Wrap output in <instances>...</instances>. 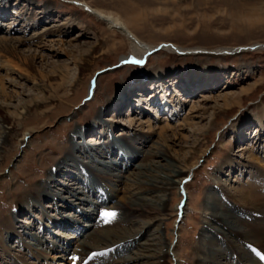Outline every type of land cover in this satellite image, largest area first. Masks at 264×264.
I'll return each mask as SVG.
<instances>
[{"label": "rangeland", "instance_id": "rangeland-1", "mask_svg": "<svg viewBox=\"0 0 264 264\" xmlns=\"http://www.w3.org/2000/svg\"><path fill=\"white\" fill-rule=\"evenodd\" d=\"M86 1L95 8L118 15L140 40L148 44L156 46L162 43H171L183 48H196L194 50L198 49L204 52L203 54L192 52L183 55L159 50L151 54L148 60L142 61V63H123L122 57L129 54L131 49L128 39L118 30L109 28L103 21L88 15L86 11L77 5V0H10L8 13L3 14L4 17L8 18L0 19V30L5 32V35L12 38L25 37L26 35L31 37L46 29L58 26L63 29L65 27L63 30L66 32V36L63 38L68 41V43L65 42L66 47L72 43L82 47L83 51L86 52L91 50L92 46V48H95L94 54H92L95 64L92 62L82 74H79L77 60L74 58L69 59L64 52L59 54L52 53V47L49 45L58 43V46L62 42L56 40V42L50 43L48 40L62 38L58 36H48V46L44 49L38 47L36 43L27 44L20 48L25 54L35 53L43 55V57L35 60V65L39 70H59L61 69L59 68L60 62L65 60L69 67V79L73 80L76 76H80V84L74 90L68 86L66 93L69 97L57 103L60 106L55 107V111H57L55 117L45 116L46 113H43V116H45L43 118L41 116L42 113L39 114L37 110H33L30 114H27L26 119L19 118L16 121V128L9 140L6 141L3 140L4 138H0V216L4 213H13L17 227V232L9 233L8 231H3L2 235L7 238V244L12 250L15 249L14 252L17 254L26 249L19 235L29 243L38 244L33 236H39L40 240H43L44 236L50 241L58 231L63 233L57 234L62 239L64 234L81 233L83 231L80 238L81 241L76 242V244L82 242L86 245L98 247V245L102 246L101 244L104 243L103 239L99 237L101 231L130 226L132 229L140 228L142 231H140L141 233L135 242L129 244L122 251L116 252V257H120V260L123 261L125 256H134L136 251L160 241L158 245L160 246L159 249L162 248L163 253L167 251L168 246H173V251L171 252L173 257L169 255L168 258H163L161 264H198L199 260L201 264L203 260L202 262L201 259L197 260V256L202 253L201 248H203L205 235L214 236L215 247L224 246V238H237L206 215V203L210 194L214 193L222 202L221 206L224 209L226 206L229 213L236 212L235 215L238 216V219L248 220L249 222L252 219L250 212H246L244 208H249L251 205L246 204L242 206L243 208L239 206L238 198L236 200L232 198L235 195H225L221 189L215 186V179L227 183L226 186L231 187L230 193L241 186H247L249 183L255 184L256 187H259L257 193L264 199V153L261 154L264 146V128L256 125L258 122H254V124L246 123L255 114L264 112V49H259L260 46H264V0ZM47 5H52L50 10L48 9L47 16L44 19H39L41 17V14L38 13L39 9L46 10ZM28 10L36 11V16L28 21L24 19L29 15L31 16L30 13L26 14V17L24 16L22 19L17 17L19 11L25 14ZM34 24L36 27L32 29ZM12 30L14 31L11 32ZM25 30L28 31L25 32ZM80 34H84V36L79 37L78 35ZM227 47L239 49L233 54L220 58L206 53ZM196 62H206L209 63L210 67L217 66V68H222L225 71L223 74L218 73L216 80L211 72L210 74H205L204 82H211L210 86L203 84V88H197V84H194V86H191V91L194 92L192 94L180 91L184 89V83L181 82L183 79L179 75L171 76L169 87H162L163 83L156 82L154 84V77L148 76L150 71L154 70H160V72L175 70L180 72L184 69L186 73H189V66ZM36 72L34 71L35 74ZM22 73L23 71L15 70V73L6 75V71L0 69V74L8 81V84H6L8 89L10 91L16 90V92H12V94L15 93L13 94V102L11 101L14 106H17L16 104L20 101L28 100V94L36 92L32 88L33 85L25 80V77H20ZM188 76H190V73ZM189 79L188 77L187 80ZM193 80L197 79L194 78ZM11 81L15 83L12 84ZM56 81L58 82L59 79H56ZM93 81L97 83L96 95L90 94V86ZM14 84H17V86L15 87ZM141 84L146 85L144 87V89L146 88L145 92H143L144 95L149 94L156 88L154 95L160 92L163 95L172 96L171 100L174 105V108H170L172 112L161 111L160 108L155 106L156 101L162 102L164 105L167 102L160 100L158 96L154 102L149 95H147V98L145 97V100L150 108H153L152 113L147 116H145L146 113H141V115L138 112L135 113L139 107L138 104H135L134 108L123 107L117 113V111H113L116 106V103H113L112 110L107 111L111 98L115 97L124 86L133 89L141 87ZM159 87L161 88L159 89ZM173 90L181 93L177 95L175 92L173 93ZM233 91L235 92L233 97L227 100L228 106H226L228 108L221 109L217 112V116L214 117V109L210 107L223 105L225 103L223 97ZM207 96L218 97L219 102L209 101L204 103L203 98ZM138 99L140 98L138 97ZM50 107V105H47L44 109L48 110ZM201 107L206 109H201ZM192 109L198 111L193 113ZM10 111L14 113L15 109L12 108ZM15 113L18 115L17 111ZM99 113L101 114V125L96 126V131L97 133L101 131L104 136L106 132L110 131L112 133L113 136L109 138L111 144L105 150L114 151L113 155L109 152V156H102L100 159L110 161L117 158L116 162L119 164V167L104 166L99 169L103 175L107 173L112 176L114 173H121L126 176L123 181L125 183L130 182V175L137 173L142 166H150V164L158 160L162 161L161 164L164 165V168L160 167L159 169L163 171L177 162H182L184 157H188L187 146L196 138L201 141L200 148L202 152L198 151L190 158L189 163H194V166L191 168L185 182L167 192L169 209L163 216L154 214L149 218L145 217L143 220L141 218L136 219L134 216L133 218L130 216L129 218H124L121 214L116 213L117 215L114 218L105 222L100 216L101 211H114L113 204L116 203V198L117 201H122L120 199L121 195L106 203L105 200L111 192L109 187H107L109 182L96 177L83 167L75 177L79 179V177L85 175L86 181L82 184L77 181V184L74 183V180H71L74 184L68 185L70 189L78 191L79 197V200L75 198L71 200L75 204L71 210L67 211L73 217V222H71L73 229L63 230L62 227L57 228L59 223H56V227L53 224L47 227L49 221L45 218L41 207L33 211L27 209L22 211L23 209L18 207L20 194L30 193L32 186H40L41 188L45 185L48 175L62 161L65 156V150L70 148L72 142H76V144L78 142L80 146L83 144L89 145L87 144L89 142L88 137L91 134L82 135L81 131L85 127L93 125V122L96 123ZM195 115L201 118L195 117ZM171 116L172 118L170 119ZM148 118L156 126L166 124L169 121L171 127L175 129L173 132L182 136L186 135V138L179 140V144L171 143L172 145L170 146L172 147L168 151L170 156L159 159L150 152L151 149L155 150L153 145H156L159 141V137L156 135L148 137L146 141L141 140L137 144V147L142 149L139 152L138 150L133 151V148L130 147L131 144L124 139L125 135L132 136V133L135 132L133 129L123 130V126L120 127V130L119 128L116 131L111 129L113 120H120L121 123H126L129 119L139 121V119L146 120ZM235 126L241 127L243 139L240 138L238 140L237 132L234 130ZM96 131L92 135L94 137L100 136L97 135ZM243 131H247L245 135H243ZM24 133H27L28 142L24 147H21L19 139ZM222 145H226V151L221 147ZM3 147H7V150L5 151ZM105 147L99 148L102 154ZM242 147L249 149L246 154H241V151L238 152V149ZM227 152H235L234 154L238 155V157L236 156L238 161L241 160V156L250 157V155L255 158L258 157L260 160H255L254 157H251L248 162H245L246 167H248L247 171L250 172L246 176H242L240 170H232L230 174V168L228 167L222 173H219L217 169ZM121 156L123 157L121 158ZM75 158L81 161H88L83 158V151L74 153V157L70 158L72 163L76 162ZM127 162H133L136 165L129 169V172L125 171ZM76 165L78 166V163ZM92 165L96 164L92 163ZM97 166L101 167L98 164ZM122 166L123 170H121ZM229 174L230 176H228ZM68 180V176H59L56 179V184L50 188L55 193H58V191L67 186L65 183L69 182ZM116 183L113 184L116 185ZM91 185H94L96 189L90 190ZM86 198L90 199L88 204L83 201ZM51 201L52 198H46L42 204L44 207L49 206L47 211L52 216L57 215L60 217L56 212L58 206L55 204V207H53L57 199H54L53 203ZM253 202L258 201L254 198ZM61 204L63 205L64 203L62 201L58 202V205ZM235 204L238 205L237 208ZM64 205L67 206L68 204ZM179 206H183L184 209L179 211ZM209 211L210 209H208ZM88 214L89 217L87 216ZM149 220H153L152 226H148L147 221ZM209 223L213 224L212 227L221 228V232L214 229L209 230ZM177 225H179V228L176 234L174 229ZM45 228H47V231H45ZM76 240L73 239L72 241ZM64 244L67 249V244L65 242L62 243V245ZM251 244L248 241L247 244L243 242L234 243V249L241 254V250L249 249ZM253 245L256 246L255 244ZM72 247L70 245L69 249ZM26 251L29 252L30 250L27 249ZM73 251L71 253L72 256ZM71 255L65 253V258L61 261L70 264V258L67 257ZM262 255L261 257H264ZM29 258L31 264H38L35 257L30 256ZM101 258L103 259V256ZM101 258L100 260H102ZM235 260V257L223 259L226 264H232ZM262 260L264 262V259ZM82 261H84L83 258L78 261V264ZM41 262L48 264L47 260L46 262L44 260ZM92 262L95 261L91 260L89 263ZM147 263L157 264L154 259H147V262L136 259L133 262H121L119 264ZM110 264L114 263L110 262Z\"/></svg>", "mask_w": 264, "mask_h": 264}, {"label": "bare ground", "instance_id": "bare-ground-1", "mask_svg": "<svg viewBox=\"0 0 264 264\" xmlns=\"http://www.w3.org/2000/svg\"><path fill=\"white\" fill-rule=\"evenodd\" d=\"M9 2L10 0H0V19L8 18V17H4L3 14L8 13L7 11L10 8L8 7ZM77 5H79L82 8V10L86 11L88 15L95 17L97 20L103 21L105 24H107L109 28L118 30L123 36H125L128 39L131 49L129 54L124 55L122 57L123 63L132 60H137V61L148 60L151 54L159 50L173 52V53L175 52L183 55L192 52L195 53L199 52L198 54H203L204 52L203 50H198V49L194 50L196 48L193 49L183 48L176 44H171V43H162L160 45L153 46L151 44H148L140 40L118 15L95 8L86 0H77ZM51 6L47 5V7L45 8L46 10L39 9L38 13L41 14V17L39 19H44V17L47 16L48 9L50 10ZM21 11L17 13V17L19 19L24 18V16L26 14L28 15L29 13L31 14V16L30 15H29L30 17L27 16V18L24 20L28 21L32 17L36 16L35 14L36 11L34 10L33 11L28 10L25 12V14H22ZM35 27L36 25L34 24V26H32V29ZM63 29L60 28V26H58V27L46 29L45 31L39 34L36 33L31 37H28L26 35L25 37L19 36L13 38L8 37L7 35H5L6 34L5 32H2V30H0V60H1L0 69L5 70L6 75H9L10 73H15V70L21 72L23 71L20 77L21 78L25 77V80L27 82H30L33 85V86L31 85L32 88L36 91L35 93H30L27 95L29 96L28 100L20 101L18 104H16L17 106H14L11 104V101L13 100L14 97L13 94L15 93L12 94V92L13 91L16 92V90L10 91L6 86V84H8L7 83L8 81H6L4 76L0 74V138H4L3 140L6 141L9 140L11 138L12 132L16 128V121L19 118L26 119L27 114H30V112H33V110H37L39 114L42 113L41 116L44 115L43 113H46L45 116L50 115L49 117L52 118L55 117L57 115L56 113L57 111H55L56 110L55 107L60 106L57 103L61 102V100L63 99L66 100L69 97V95L66 93L68 86L74 90L80 84V80H79L80 76H76L73 80L69 79L68 77L69 67L65 60L60 62L59 68L61 69L59 70L56 69H51L49 71L39 70L35 65L36 63L35 60L38 59L39 57H43V55L35 54V53L25 54L23 51L20 50L22 46L36 43L38 47L44 49L46 48V46H48L47 44L48 36H58L62 38L48 40V42L50 43H54L56 42V40H58V42H62V44L59 43L58 46H57L58 43L56 45H49L52 47L51 50L52 53L59 54L64 52L69 57V59L74 58L75 60H77V65H78L77 68L79 74H82L83 71L86 70L92 64V62L93 64H95L93 61L94 57L92 58V54H94L93 51L95 48H92L91 46V50L85 52L83 51L82 47L73 45L72 43H70L68 47H66L65 42L68 43V41H66L63 38L66 36L65 35L66 32H64ZM13 31L14 30H12L11 32ZM27 31L28 30H25V32ZM78 36L83 37L84 34H80ZM238 49L227 47V48H219L217 50H213L211 52H206V53H208L211 56L215 55L216 57L220 58L228 54H233ZM259 49H264V46L263 47L260 46ZM34 71L35 72L37 71L36 74L34 73ZM224 71H225L224 69L222 68L220 69L219 67L217 68V66L210 67L209 63L206 62H196L195 64L189 66L190 76H188L189 73H186L184 69H182L180 72H177L175 70H168L166 72L165 71L160 72V70H154L152 72L150 71V74L148 76L154 77L153 78V81H155L154 84H156V82L163 83L162 87H164L170 85L169 82L172 79L171 76L179 75L183 79L181 80V82L184 83L183 84L184 89L180 91L185 92L186 94L187 93L192 94L194 92L191 91V86H194V84H197V88H203L204 85L210 86L211 82H204L205 74H210L211 72V74L214 75L215 77L214 79L216 80L218 73L223 74ZM188 77L190 78L189 80H187ZM194 78L197 80H193ZM56 79H59V81L55 82ZM14 85L15 87L17 86V84ZM144 85L141 84V87L139 86L133 89L128 88V86H124L115 97L111 98L109 105L107 106V111L112 110L113 103H116L115 109L113 111H117V113L123 107L134 108L135 104H138L139 107L137 108L135 113L138 112L140 115L141 113H146V115L145 114L144 115L147 116L148 114L152 113V108H153L152 106H151L152 108H150V106L148 105V103H146L145 100V97L147 98V95H149L150 99L151 98L153 99L152 101L156 100L158 96L160 100H164V102H167V104L165 103L166 105H164V103L156 101L159 104V107L155 104L154 105L157 108H160L161 111L163 109L164 111L166 110L168 112H172V110L170 109L172 107L174 108V105L171 100L172 96L169 97L165 94L163 95L160 92H158L157 95L156 94L154 95V91L156 90V88H154L153 91L150 92L149 94L144 95L143 92H145L146 89V88L144 89V87H146V85L145 86ZM160 88L161 87H159V89ZM174 92L177 95L181 93L177 90H173V93ZM96 93H97V83L96 81H93L90 86V94L96 95ZM234 93H235L234 91L230 92L229 95L226 94L223 97V100L225 102L223 105H216L210 107L214 109V117L217 116V112L220 111L221 109L228 108L227 100L232 98ZM138 97L140 99H138ZM203 99H204L203 101L204 103H208L209 101L219 102L218 101L219 98L218 97L216 98L214 96L212 97L207 96L204 97ZM47 105H50L51 107L48 110H45L44 108ZM12 108L15 109L14 113L10 111V109L12 110ZM201 109H206V108L201 107ZM258 109H260V107H258ZM16 111L18 112V115H16L15 113ZM197 111L193 110V113ZM45 116H43V118ZM100 117L101 114L99 113L97 122L96 123L93 122V125H90L87 128L85 127L84 130L81 131L83 134L77 131L79 134L82 135L91 134L88 137L89 142L87 143L90 146L86 144L80 146L78 142L77 144L76 142L75 143L72 142L70 148L67 147L68 149L65 150L64 152L65 156L62 159V161L58 163L56 167L57 169L55 168V170L51 171L50 174L48 175L46 184L43 185L41 188L40 186L39 187L32 186L30 193L27 192L20 194V197L18 199V207L20 209H23L22 211L26 209L29 211L38 210V208L41 207L43 209L45 218L49 221V224L47 223V227H50L51 224H53L56 227V223H59L57 225V228L62 227L63 230H67L69 228L73 229L71 225V222H73V217L70 216L67 213V211L71 210L72 206L75 204L71 200H73L74 198L79 200V197H78V191L76 189L73 190L70 189L69 188L70 186L68 187V185L77 183V181L79 184L80 183L82 184L83 182L86 181L87 178L85 177V175L84 176L82 175L81 177H79V179L75 177L78 175V171H81L80 169L84 167L91 174L109 182L107 187H109L111 192L107 196V199L105 200L106 203L110 202L111 200H114L118 195H121L120 199L122 201H117L116 198V203L113 204V208L116 213L121 214V216H124V218L125 217L129 218V216L133 218L134 216L136 217V219L141 218L144 220L145 217L149 218L151 215L154 214L163 216L167 213L169 209L167 204L169 201L167 198V192H170L174 187H178L180 186L181 183L185 182V179L186 177H188L191 168L194 166V163H189L190 158H192L196 153H198V151L202 152L200 148L201 141L198 138H196L193 140V142L190 143V145L187 146L188 148L187 152L189 153V156L184 157V160L182 162H177L176 164L171 165L165 170L160 171L159 170L160 167L164 168L163 167L164 165L161 164L162 161L158 160L150 164V166H144V167L142 166L141 170L129 176L131 178L129 180L131 181L125 183L123 180L126 176L122 175L121 173L112 174L113 176L112 178V176L108 175L107 173L103 175L99 170L104 166L119 167V164L116 162L117 158L113 160L111 159L110 161L105 159L104 160L100 159V157L102 156H109V152H111V155L114 154V151L112 150H107V151L105 150L108 149V147L111 144L109 138L113 136L112 133L110 131L106 132L104 136V134L102 135L101 131H99L98 133L96 131L97 130L96 126L101 125ZM195 117H199V116L195 115ZM171 118L172 116L170 117V119ZM251 118L248 119L246 123L254 124V122H258V124L256 123L255 124L261 128H264V112H259ZM122 126H123V130L129 128L135 131L134 133H132L131 137L130 135L124 136L125 137L124 139L131 144L130 147L133 148V151L134 150H138L139 152L142 151L140 147H137V144H139L141 140L146 141L148 137H153L155 135L158 136L159 141L157 142L156 145H153V148L155 150L151 149L150 152L154 156H157L159 159L161 157H162L161 159H163L165 158V156H170V154H168V151L171 149L170 147H172L170 146L172 145L171 143L179 144V140L181 138H186V135L182 136L177 134L176 132H173L175 131V129L171 127V123L169 121L166 124L156 126L154 125L153 121L149 118L146 120L139 119V121H135V119H129L126 123H121L120 120L117 121L113 120L111 129H114L116 131L119 128L120 130V127ZM240 128H241L240 126L234 127V130H236L238 135V140L240 138L243 139L244 137L241 135L242 132ZM95 131L97 135L100 136L94 137V135L92 134H94ZM246 132L247 131H243V135H245ZM19 140H20V146L24 147L28 142L27 133H24ZM92 144L95 147L91 146ZM103 146L106 147L104 148L102 154L99 151V148H102ZM225 146L223 145L221 146L224 148V151H226ZM3 148L5 151L7 150V147L6 148L3 147ZM248 150L249 149L242 147L238 149V152L241 151V154H246ZM80 151H83V158H86L88 161L87 162L85 160L81 161L78 159L79 158L78 157L75 158L76 162L72 163L70 158L74 157V153H79ZM262 151L263 152H261V154L264 153V146ZM234 153L235 152L233 153L227 152V154L224 157V160L217 169V172L222 173L223 170L228 167L230 168V172H229L230 174L232 170H240L242 176L243 175L246 176L247 174H250V172L247 171L248 167H246L247 165L245 164V162H248L249 158L251 157L253 158L254 156L251 155L250 157L241 156V160L238 161L236 160V156L238 157V155H235ZM122 157L123 156H121V158ZM254 159L260 160L258 157L257 158L254 157ZM128 162L125 167V171L129 172V169H132V167L136 165L133 162L131 163ZM77 163L78 166L76 165ZM92 163L93 164L95 163L96 165H92ZM97 164L101 167H98ZM121 170H123V166L121 167ZM251 173H253V171H251ZM230 174L228 176H230ZM59 176L62 177L68 176L69 182L65 183L67 184L65 188L58 191V193H55L54 190L51 189L50 187L56 184V179ZM71 180L72 181L74 180L75 182L73 183ZM215 180H216L215 186L221 189L222 193H224L225 195L228 194L235 195V196L232 195L233 200H236V198H238L239 206L242 207L245 206L246 204L251 205V207L249 208L246 207L244 208L246 209L245 210L246 212H250L252 219H250L251 222H249L248 220L245 221L238 219V216L235 215L236 212L229 213L228 212L229 210L226 208V206L225 209L224 207L221 206L222 202L218 199V197L214 193L210 194L207 198V203H206L207 214L206 213L205 214L209 218L211 217L213 220H215L216 224H220L222 227L226 228L230 233L233 234V236L237 238H227V239L224 238L225 245L220 247L219 246L215 247L214 236L205 235L202 246L203 248H201L202 253L201 255L197 256V260L201 259V262L203 260V263L201 264H226L223 261V259H229V257H235L236 260L232 264H264L263 260L261 259V254H263L262 256H264V199L259 193H257L259 187H256L255 184L249 183L247 186H241L240 188H237L234 192L230 193L231 187L226 186L227 183L221 182L220 180L218 181L217 179ZM114 181H116L117 183ZM113 183H116L117 186L114 185ZM95 189L96 187L94 185L93 186L91 185L90 190L93 191ZM81 193L83 194V192ZM46 198H52L51 203H53L54 199H57V202L54 203L53 207H55V204L58 206L56 212L58 215H60V217L57 215L52 216L50 213H48L47 208H49V206L44 207V205L42 204L44 199ZM254 198H256L258 202H253ZM89 200L90 199L86 198L83 201L87 202L88 204V202H90ZM61 201L64 204H68V205L67 206L64 204H63L64 206L62 204L58 205V202ZM238 205L235 204L236 208L238 207ZM59 208L63 210H60ZM182 209H184V207L179 206V211H181ZM208 209H210L209 212ZM87 216L89 217V214ZM152 222L153 220L147 221L148 226H152ZM208 225H209L208 226L209 230L214 229L216 231L221 232V228L212 227L213 224L210 223ZM178 228L179 225H177V227L174 229V232H176V234L178 232ZM3 231H8L9 233L17 232V227L15 225V217L13 213H8V214L4 213L2 214V216H0V264H31V262L29 261L30 256L35 257L36 263L38 264H43L41 262L42 260H44L45 262L47 260L48 264H66L61 260L65 258V253L67 254L69 253L71 255L73 250H74L73 256L78 257V259L73 261L71 259L72 255L70 257H67L70 258V262H69L70 264H78V261L82 258L84 261H82L79 264H110V262L114 264H119L121 262L123 263L133 262L136 259L145 260L146 262L147 259H154L155 262H157V264H161V260L163 258L166 259L168 258L169 255L173 257L171 255V252L173 251L172 249L173 246L172 247L168 246L167 251L163 253L162 248L159 249L160 246L158 244L160 241L156 240L159 242H154L153 245H147L142 250L136 251L134 256L131 257L125 256L123 258V261L120 260L119 256H118L119 258H117L116 252L122 251V249L128 247L129 244L135 242L136 238L141 233L140 231H142V229L140 228L132 229V227L130 226L122 227L119 229H112L109 231H101L99 233V237L103 239L104 243L101 244L102 246L96 244L98 245V247L86 245L82 242L76 244V242L81 241L80 238L82 237L81 235L83 231H81V233L79 232L73 234H69V233L64 234L63 239L62 237H59L57 235L63 233H61V231L60 232L58 231L55 237H53V239L50 241L49 239H46V237L44 236H43V240L42 239L40 240L39 236H33L38 242V244L29 243L26 241V239L24 240V238L21 235H19L22 238V241L25 246L24 248L26 249L24 251L18 252L17 254H15L14 252L15 249L12 250V248L7 244V238H5L4 235H2ZM45 231H47V228H45ZM232 231H234L235 233ZM76 234H80V235H76ZM73 239L75 240L77 239V240L72 241ZM247 241L252 243L251 247L249 249H242L241 254L237 253V250L234 249V243L243 242L247 244ZM64 242L67 244V249L65 247V244L62 245V243ZM253 244H255L256 246H254ZM70 245H72L73 247H75L76 245V247L75 248L72 247L71 249H69ZM229 246L233 249H231ZM27 249H29L30 251L27 252L26 251ZM92 253H98V255L90 256V254ZM101 256H103V259L101 258ZM100 258L102 260H100ZM91 260H94L95 262L89 263L91 262ZM198 264H200V260Z\"/></svg>", "mask_w": 264, "mask_h": 264}, {"label": "snow or ice", "instance_id": "snow-or-ice-1", "mask_svg": "<svg viewBox=\"0 0 264 264\" xmlns=\"http://www.w3.org/2000/svg\"><path fill=\"white\" fill-rule=\"evenodd\" d=\"M129 62H132V63H142V61H137V60H132V61H129ZM116 215H117L116 212L115 211H112V210H102L101 213H100V216L103 218V220L105 222H108L110 219L114 218ZM92 255L93 256H96V255H98V253H92ZM71 259L73 261H75V260L78 259V257L72 256ZM261 259H264V257H261Z\"/></svg>", "mask_w": 264, "mask_h": 264}]
</instances>
